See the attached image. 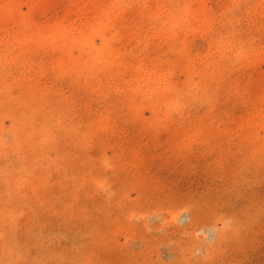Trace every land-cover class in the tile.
<instances>
[{"label": "rangeland", "instance_id": "374dc122", "mask_svg": "<svg viewBox=\"0 0 264 264\" xmlns=\"http://www.w3.org/2000/svg\"><path fill=\"white\" fill-rule=\"evenodd\" d=\"M152 262L264 264V0H0V264Z\"/></svg>", "mask_w": 264, "mask_h": 264}, {"label": "bare ground", "instance_id": "6f19581e", "mask_svg": "<svg viewBox=\"0 0 264 264\" xmlns=\"http://www.w3.org/2000/svg\"><path fill=\"white\" fill-rule=\"evenodd\" d=\"M150 171H151V170H150ZM154 176H155V175H153V177H154ZM157 177H158V176H157ZM158 178H159V177H158ZM160 178H161V177H160ZM157 180H158V179H157ZM157 180H156V181H157ZM160 180H162V179H160ZM150 183H151V182H150ZM154 184H156V183H154ZM162 184H163V183H162ZM168 185H169V184H168ZM145 186H146V185H145ZM145 186H143L142 188H144ZM149 187H150V186H149ZM154 187H155V186H154ZM151 188H152V187H151ZM145 189H146V187H145ZM169 189H170V188H169ZM196 189H197V188H196ZM141 190L143 191V189H141ZM188 190H189V189H188ZM190 190H191V188H190ZM148 191H150V190H147V189H146V190H145V193L147 192V193L151 194V193H150L151 191H150V192H148ZM162 191H163V190H162ZM173 191H174V190H173ZM175 191H176V190H175ZM152 192H153V191H152ZM187 192H188V191H187ZM192 192H193V191H192ZM94 193H95V192H94ZM154 193H155V192H153V195H154ZM170 193H171V192H170ZM170 193H169V195H168L169 197L171 196ZM178 193H179V192H178ZM178 193L175 192L174 194H178ZM197 193H198V192H197ZM140 194H142V192H140ZM149 194H146V195H149ZM162 194H163V192H162ZM187 194H188V193H187ZM194 194H195V193H194ZM194 194H193V195H194ZM199 194H200V193H199ZM96 195H97V194H96ZM144 195H145V194H143V196H144ZM155 195H156V194H155ZM193 195H192V196H193ZM115 196H116V194H115ZM143 196H141L140 198H142ZM166 196H167V195H166ZM166 196H165V198H166ZM175 196H176V195H175ZM180 196H181V195H180ZM202 196H203V195H202ZM148 197L151 198V195L148 196ZM152 197H154V196H152ZM158 197L160 198L161 196L159 195ZM195 197H196V196H195ZM150 198H147V196H146L145 199H143V200H146V199H149V200H150ZM162 198H163V197H162ZM187 198H188V196H187ZM189 198H190V197H189ZM198 198H199V197H198ZM168 199H169V198H168ZM175 199H176V198H175ZM204 199H205V198H204ZM152 200L155 201L154 199H152ZM152 200H150V201H152ZM160 200H161V198H160ZM162 200H164V199H162ZM118 201H119V200H118ZM141 201H142V200H141ZM164 201H165V200H164ZM167 201H168V200H167ZM172 201H173V200H172ZM176 201H177V200H176ZM195 201H196V200H195ZM199 201H200V200H199ZM142 202L144 203V201H142ZM142 202H140V203H142ZM170 202H171V201H170ZM173 202H174V203H173ZM173 202H172V203H173V204H172L173 206L171 205L172 208H173L174 205H175V200H174ZM179 202H181V200H180ZM137 203L140 204L139 202H137ZM143 203H142V206H143ZM148 203H149V202H148ZM155 203H157V205H154V206L157 207L158 204H159L160 202L158 203L157 201H155L154 204H155ZM162 203H163V202H162ZM162 203H161V204H162ZM168 203H169V202H168ZM177 203H178V202H177ZM177 203H176V204H177ZM152 204H153V203H152ZM169 204H170V203H169ZM169 204H168V206H169ZM184 204H185V203H183V205H184ZM197 204H198V203H197ZM200 204H201V202H200ZM140 205H141V204H140ZM181 205H182V204H181ZM198 205H199V204H198ZM145 206H146V205H145ZM154 206H153V207H154ZM159 206L161 207L160 204H159ZM159 206H158V208H160ZM175 206H176V205H175ZM146 207H147V206H146ZM162 207H163V204H162ZM177 207H178V206H177ZM195 207H196V206H195ZM99 208H100V207H99ZM139 208H141V207H139ZM144 208H145V207H144ZM148 208H149V207H147V209H148ZM165 208H167V207H165ZM165 208H164V209H165ZM172 208H171V209H172ZM161 209H162V208H161ZM167 209H169V208H167ZM171 209H170V213H171V211H172ZM136 210H137V209H136ZM143 210H145V209H143ZM150 210H152V208H151ZM150 210H149V211H150ZM154 210H156V209L153 208V211H154ZM162 210H163V209H162ZM200 210H201V209H200ZM196 211H197V209H196ZM103 212H104V210H103ZM139 212H140V211H139ZM144 212L147 213L148 211H144ZM159 212H161V210H160ZM163 212H164V211H163ZM167 212H168V211H166V213H167ZM198 212H199V211H198ZM150 213H152V212H150ZM157 213H158V212H157ZM168 213H169V212H168ZM170 213H169V214H170ZM108 214H109V213H108ZM131 214H132V213H131ZM135 214H137V211H136ZM138 214H140V213H138ZM148 214H149V212H148ZM155 214H156V213H155ZM196 214H198V213L196 212ZM196 214H194L195 217H196ZM199 214H200V213H199ZM204 214H205V213H204ZM161 215H162V214H161ZM164 215H166V214H164ZM170 215H172V213H171ZM170 215H169V216H170ZM173 215H174V212H173ZM205 215H206V214H205ZM205 215H203V216H205ZM140 216H143L142 213H141ZM166 216H167V215H166ZM169 216H168V217H169ZM199 216H201V215H199ZM203 216H202V218H203ZM124 217L126 218V216H124ZM137 217H139V216H137ZM168 217H167V218H168ZM171 217H172V216H171ZM197 217H198V215H197ZM112 218H113V217H112ZM112 218H111V219H112ZM167 218H166V220L169 219V218H168V219H167ZM193 218H194V217H193ZM89 219H90V218H89ZM146 219H147V218H146ZM194 219H195V218H194ZM194 219H192V220H194ZM196 219H197V218H196ZM199 219H200V217H199ZM199 219H198V222H197L198 225H199ZM204 219H205V218H204ZM138 220H139V219H138ZM166 220H165V221H166ZM169 220H170V219H169ZM171 220H172V219H171ZM209 220H210V219H209ZM82 221H83V220H82ZM99 221H101V220H99ZM143 221H144V220H143ZM143 221H141V223H142ZM116 222H118V221L116 220ZM127 222H128V221H127ZM146 222H147V221H146ZM149 222H150V220H149ZM149 222H148V223H149ZM151 222H152V221H151ZM169 222H172V221H169ZM173 222H175V220H174ZM173 222H172V224H173ZM78 223H79V222H78ZM106 223H107V222H106ZM111 223H112V222H111ZM119 223H120V222H119ZM123 223H124V222H123ZM134 223H135V222H134ZM143 223H144V222H143ZM191 223H192V221H191ZM205 223H207V222L205 221ZM86 224H87V223H86ZM108 224H109V223H108ZM112 224H114V223H112ZM129 224H130V223H129ZM146 224H147V223H146ZM161 224H162V223H161ZM161 224L159 225L160 230H161V228H162V227H160V226H163V225H164V224H163V225H161ZM166 224H167V223H166ZM170 224H171V223H170ZM172 224H171V225H172ZM189 224H190V223H189ZM189 224H188V225H189ZM203 224H204V223H203ZM96 225H97V224H96ZM116 225H118V224H116ZM116 225H114V226H116ZM120 225H121V223H120ZM120 225H119V226H120ZM124 225L127 226L126 223H125ZM124 225H123V226H124ZM190 225H191V224H190ZM201 225H202V224H201ZM119 226H118V227H119ZM130 226H131V225H130ZM130 226H129V229H130ZM150 226H152V225H150ZM165 226H167V225H165ZM165 226H164V227H165ZM98 227H99V226H98ZM127 227H128V226H127ZM127 227H126V228H127ZM138 227H140V226H138ZM169 227H170V226H169ZM176 227H177V226H176ZM178 227H179V226H178ZM182 227H183V226H182ZM182 227H181V228H182ZM186 227H187V226H186ZM188 227H190V226H188ZM93 228H95V227H93ZM96 228H97V227H96ZM126 228H124V230H125ZM132 228H133V227H132ZM135 228H137V226H136ZM153 228H154V226H153L152 228H150V229H153ZM167 228H168V227H167ZM171 228H172V227H171ZM179 228H180V227H179ZM179 228H178V229H179ZM89 229H91V228H89ZM118 229H119V228H118ZM120 229H121V227H120ZM120 229H119V230H120ZM141 229H145V227H143V228H141ZM141 229H140V230H141ZM147 229H148V228H147ZM168 229H169V228H168ZM174 229H175V228H174ZM185 229L187 230V228H185ZM92 230H93V229H92ZM113 230H114V229H113ZM116 230H117V229H116ZM160 230H159V231H160ZM175 230H176V229H175ZM110 231H112V230H110ZM122 231H123V227H122ZM129 231H130V230H129ZM129 231H128V228H127V230H126L125 232L123 231L124 233H126V234H123L124 237H125V235H127V232L129 233ZM132 231H133V229H132ZM132 231H131V232H132ZM143 231H144V230H143ZM153 231H157L156 228H155ZM161 231H164V229L161 230ZM172 231H173V230H172ZM187 231H188V230H187ZM187 231H186V232H187ZM112 232H113V235L116 234V233H114V231H112ZM165 232H166V231H165ZM169 232H170V231H169ZM181 232L184 233L182 230H181ZM117 233H118V232H117ZM119 233H120V231H119ZM133 233H134V236L137 235V234H135V230H134ZM146 233H147V232H146ZM154 233H155V232H154ZM156 233H157V232H156ZM179 233H180V231L178 232V234H179ZM182 233H181V234H182ZM188 233H189V232H188ZM110 234H112V233H110ZM160 234H161V236H162V233H160ZM175 234H176V232H175ZM151 235H152V233H151ZM151 235H150V236H151ZM182 235H183V234H182ZM128 236H129V235H128ZM164 236H165V235H164ZM111 237H112V236H111ZM115 237H117V236H115ZM141 237H142V236H141ZM169 237L172 238L171 236H169ZM169 237H168V240H169ZM189 237H190V236H189ZM126 238L130 239V237H126ZM132 238H133V236H132ZM134 238H135V237H134ZM137 238H138V237H137ZM144 238H145V237H144ZM156 238H157V237H156ZM180 238H181V236H180ZM138 239H139V238H138ZM138 239H137V240H138ZM147 239H148V238H147ZM147 239H146V241H147ZM151 239H152V237H151ZM153 239H154V238H153ZM172 239H173V238H172ZM190 239H191V237H190ZM130 240H131V239H130ZM132 240H133V239H132ZM143 240L145 241V239H143ZM164 240H165V239H164ZM164 240H163V241H164ZM196 240H197V239H196ZM133 241H134V240H133ZM140 241H141V240H140ZM144 241H143V242H144ZM154 241H155V240H154ZM157 241H158V239H157ZM159 241H160V240H159ZM180 241H181V240H180ZM188 241H189V240H188ZM190 241H191V240H190ZM192 241H193V240H192ZM197 241H198V240H197ZM96 242H97V241H96ZM151 242H152V241H151ZM193 242H196V241H193ZM119 243H120V242H119ZM132 243H133V242H132ZM138 243H139V242H138ZM140 243H141V242H140ZM140 243H139V244H140ZM168 243H169V242H168ZM175 243H177V242H175ZM187 243H188V242H187ZM144 244H146V243L144 242ZM152 244H153V243H152ZM156 244H157V243H156ZM160 244H161V242H160L158 245H160ZM170 244H171V242H170ZM189 244H190V243H189ZM136 245H138V244H136ZM139 246H141V244H140ZM143 246H144V245H143ZM147 246H148V245H147ZM156 246H157V245H156ZM161 246H162V245H161ZM192 246H193V245H192ZM192 246H191V247H192ZM174 247H175V246H174ZM181 247H182V245H181ZM120 248H121V247H120ZM144 248H145V246H144ZM157 248H158V247H157ZM157 248H156V249H157ZM159 248H160V247H159ZM169 248H170V247H169ZM189 248H190V247H189ZM121 249H122V248H121ZM121 249H120V250H121ZM135 249H136V248H135ZM145 249H146V248H145ZM151 249H152V248H151ZM153 249H154V248H153ZM160 249H161V248H160ZM170 249H171V248H170ZM175 249H176V248H175ZM175 249H173V250H175ZM192 249H193V248H192ZM209 249H210V248H209ZM127 250H128V249H127ZM147 250H148V249H147ZM173 250H172V251H173ZM183 250H185V249H183ZM210 250H211V249H210ZM210 250H209V252H210ZM144 251H145V250H144ZM144 251H143V252H144ZM149 251H150V250H149ZM149 251H148L147 254H148L149 256H151L152 254H149L151 251H150V252H149ZM152 251H153V250H152ZM159 251H160V250H159ZM159 251H158V252H159ZM172 251H170V252H172ZM177 251H178V250H176V252H177ZM181 251H182V250H181ZM189 251H190V250H189ZM189 251H188V253H191V251H190V252H189ZM96 252H97V251H96ZM128 252H129V251H128ZM155 252H156V251H155ZM161 252H162V251H161ZM209 252H208V253H209ZM120 253H121V252H120ZM134 253H135V252H134ZM153 253H154V251H153ZM177 253H178V252H177ZM180 253H181V252H180ZM185 253H187V251H186ZM130 254H131V253H130ZM143 254H144V253H143ZM145 254H146V253H145ZM155 254H156V253H155ZM157 254H158V253H157ZM157 254H156V255H157ZM178 254H179V253H178ZM183 254H184V253H183ZM191 254H192V253H191ZM213 254H215V253H213ZM213 254H212V252H211V255H213ZM97 255H98V253H97ZM176 255H177V254H176ZM186 255H188V254H186ZM189 255H190V254H189ZM189 255H188V256H189ZM216 255H217V254H215V255H213V256H216ZM127 256H128V255H127ZM145 256H146V255H145ZM188 256H187V257H188ZM151 257H152V256H151ZM158 257H159V255H158ZM175 257H176V256H175ZM180 257H181V256H180ZM183 257H184V255H183ZM204 257H205V255H204ZM208 257H209V256H208ZM208 257H206V258H208ZM146 258H147V257H146ZM153 258H154V257H152V259H153ZM159 258H160V257H159ZM167 258H168V257H167ZM184 258H185V257H184ZM184 258H183V259H184ZM189 258H191V257H189ZM189 258H188V259H189ZM194 258H195V257H194ZM212 258L214 259L215 257H212ZM147 259H149V258H147ZM174 259H175V258H174ZM174 259H172V261H175ZM181 259H182V258H181ZM208 259H209V258H208ZM208 259H207V260H208ZM160 260H161V259H160ZM179 260H180V259H179ZM184 260H185V259H184ZM190 260H192V259H190ZM202 260H203V259H202ZM151 261H153V260H151ZM154 261H155V258H154ZM157 261H158V260H157ZM161 261H162V260H161ZM172 261H170V262H172ZM176 261H177V260H176ZM182 261H183V260H182ZM188 261H189V260H188ZM200 261H201V260H200ZM213 261H216V260L214 259ZM217 261H219V260L217 259ZM179 262H180V261H179ZM201 262H202V261H201ZM210 262H211V260H210ZM210 262H209V263H210ZM224 262H225V261H224ZM152 263H153V262H152ZM157 263H158V262H157ZM172 263H173V262H172ZM172 263H171V264H172ZM176 263H177V262H176ZM181 263H182V262H181ZM187 263H188V262H187ZM153 264H156V262H154ZM161 264H162V263H161ZM182 264H183V263H182ZM191 264H192V262H191ZM203 264H204V263H203ZM213 264H214V263H213ZM216 264H217V263H216ZM220 264H221V263H220ZM222 264H223V263H222Z\"/></svg>", "mask_w": 264, "mask_h": 264}]
</instances>
